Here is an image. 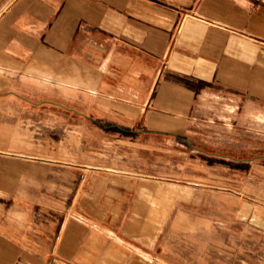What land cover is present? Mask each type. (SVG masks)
Segmentation results:
<instances>
[{"label": "crops", "instance_id": "0c3cea01", "mask_svg": "<svg viewBox=\"0 0 264 264\" xmlns=\"http://www.w3.org/2000/svg\"><path fill=\"white\" fill-rule=\"evenodd\" d=\"M0 71L10 73L0 85L18 74L83 84L90 96V113L83 116L106 119L129 134L168 137L167 145L187 153L246 164L249 169L240 168L232 189L238 203L231 210L207 205L204 213H218L226 228L264 237V179L257 178L264 153L208 151L260 146L242 140L241 125L264 117V0H0ZM7 94L18 97L0 86V96ZM200 118L201 126L189 124ZM224 131L232 139L212 135ZM200 132L202 144L196 142ZM187 156V165L200 163L195 154ZM79 165L64 199L0 210V264H241L221 256H186L158 232L133 235L132 229L149 226L155 209L164 206L163 196H181L176 185L166 190L162 186L169 184L141 181L139 193H145L128 215L137 219L132 224L122 214L127 189L118 187L124 200L116 214L115 200L100 203L102 194L90 205V184L99 171ZM187 176L189 183L208 185L204 174Z\"/></svg>", "mask_w": 264, "mask_h": 264}, {"label": "rangeland", "instance_id": "374dc122", "mask_svg": "<svg viewBox=\"0 0 264 264\" xmlns=\"http://www.w3.org/2000/svg\"><path fill=\"white\" fill-rule=\"evenodd\" d=\"M2 72L0 79L8 78L10 73ZM40 75L30 78L18 74L8 85H0L18 94V97L0 96V210H11L18 204L33 200L52 202L59 197L64 199L71 187L72 173L83 162L87 168L99 171L98 177L90 184L93 192L90 205L97 204L98 195L102 194L100 203L108 205L110 199L115 200L113 210L116 214L124 200L118 187L127 189L129 194L122 207L124 220H127L139 196L141 181L178 187L181 196H163L164 206L153 213L149 226L132 229L136 232L133 235L151 237L158 232L189 257L210 255L211 259H217L221 256L241 264H264L263 236L226 228L217 220L218 213L212 212L210 218L204 213L207 205L215 210L221 206L231 210L238 203L232 189L240 168L244 172L249 169L246 164H236L222 156H209L193 150L187 153L185 148H174L175 143L167 145L168 137L163 140L156 137L154 140L145 134H129L105 118L83 116L90 113V96L80 87L83 84H59L56 80L44 82L43 75ZM16 108L18 113L10 115L9 110ZM212 119L218 123L221 121L217 117ZM254 120L247 118L241 125V135L243 141L254 145L259 143V147L205 150L233 155L238 152L236 157L264 153V117ZM202 123L201 118L189 122L200 126ZM196 128L204 131L202 127ZM200 134L202 132L196 134V142L202 144L203 136ZM212 135H223L227 140L234 136L225 131ZM186 136V133L181 134L180 139ZM127 140L134 145L128 146ZM193 154L200 163L187 165V155ZM44 158L55 160L56 164H50ZM178 171L181 175L177 174ZM192 172L204 174V178L210 180H206L208 185L189 183L187 175ZM262 172L257 178L264 179V170ZM126 174L133 178L124 176ZM87 189L85 186L84 191Z\"/></svg>", "mask_w": 264, "mask_h": 264}, {"label": "bare ground", "instance_id": "6f19581e", "mask_svg": "<svg viewBox=\"0 0 264 264\" xmlns=\"http://www.w3.org/2000/svg\"><path fill=\"white\" fill-rule=\"evenodd\" d=\"M8 64H9V62H8ZM142 183H143V182H142ZM146 183H147V182H146ZM152 183H153V182H152ZM152 183H151V185H152ZM148 184H149V183H148ZM145 185H146V187H145V186H143V187L147 188L148 185H147V184H145ZM149 186H150V184H149ZM157 186H158V185H157ZM161 186H162V185H161ZM161 186H160V188H161ZM140 187H141V182H140ZM154 187H155V186H154ZM168 187H169V188H172L173 186H172V185H163V186H162L163 189H166V188H168ZM145 188H144V189H145ZM152 188H153V187H152ZM152 188H151V189H152ZM160 188H159V190L162 189V188H161V189H160ZM151 189H149V191H150ZM155 190H156V189H155ZM155 190H154V191H155ZM139 191H140V190H139ZM142 191H143V190H142ZM142 191H141V192H142ZM151 191H153V190H151ZM163 191H164V190H163ZM141 192H140V193H141ZM155 192H156V191H155ZM158 192H159V191H158ZM158 192H157V193H158ZM140 193H139V194H140ZM142 193H145V192H142ZM153 194H154V193H153ZM153 194H152L151 197H153ZM142 195H144V194H141V196H142ZM146 195H151V193H147V194H145V196H143V197H146ZM157 195H158V194H157ZM159 196H160V194H159ZM159 196H158V197H159ZM148 197H149V196H148ZM148 197H147V198H148ZM155 198H157V197H155ZM159 198H160V197H159ZM159 198H157V199H159ZM150 199H152V198H150ZM143 200H144V199H143ZM143 200H142V202H144ZM147 200H148V199H147ZM159 200H161V198H160ZM138 201H139V200L134 201L133 204L136 205V203H137ZM135 202H136V203H135ZM145 202L148 203L147 201H145ZM153 202H154V201H153ZM153 202H152V204H153ZM159 202H160V201H159ZM140 203H141V202H140ZM146 203H145V204H146ZM155 203H156V202H155ZM155 203H154V205H155ZM160 203H161V202H160ZM145 204H144V205H145ZM152 204H151V206H152ZM157 204H158V203H157ZM157 204H156V205H157ZM161 204H162V203H161ZM161 204H160V205H161ZM154 205H153V206H154ZM138 206H141V204H140V205L137 204V207H138ZM146 206H147V205H146ZM157 206H158V205H157ZM135 207H136V206H135ZM135 207H134V208H135ZM143 207H144V206H143ZM134 208H133V209H134ZM155 208H156V207H155ZM160 208H161V206H160ZM135 209H136V208H135ZM135 209L133 210V213H134ZM142 209H143V208H142ZM158 209H159V208H158ZM158 209H157V210H158ZM159 210H160V209H159ZM136 211H138V210H136ZM155 211H156V209H155ZM155 211H154V212H155ZM138 213H139V211H138ZM132 215H133V214H132ZM132 215H130V217H131ZM154 215H155V214H154ZM163 215H164V214H163ZM139 216H140V215H139ZM140 218H141V216H140ZM128 219H129V221H132V222L135 221L134 223L131 222L132 224H135V223L137 224V221H136L137 219L134 220V221H133V220H130V218H128ZM133 219H134V218H133ZM155 220H156V219H155ZM161 220H162V219H161ZM138 221H139V220H138ZM129 225H130V224H129ZM136 226H137V225H136ZM147 227H148V226H147ZM142 230H143V229H142ZM144 231H145V230H144ZM152 234H153V233H152ZM148 238H149V237H148Z\"/></svg>", "mask_w": 264, "mask_h": 264}]
</instances>
